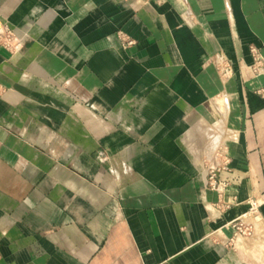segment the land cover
<instances>
[{"label":"crops","instance_id":"1","mask_svg":"<svg viewBox=\"0 0 264 264\" xmlns=\"http://www.w3.org/2000/svg\"><path fill=\"white\" fill-rule=\"evenodd\" d=\"M5 29L2 264H264V0H0Z\"/></svg>","mask_w":264,"mask_h":264},{"label":"built area","instance_id":"2","mask_svg":"<svg viewBox=\"0 0 264 264\" xmlns=\"http://www.w3.org/2000/svg\"><path fill=\"white\" fill-rule=\"evenodd\" d=\"M136 45V42L131 39H124V47L132 48ZM21 47L20 42L15 36L14 32L10 29L0 30V48H5L6 50L13 52L14 50H18ZM253 56L256 61V69L260 68V64L262 62V58L259 52L256 49L252 50ZM209 187L216 191L220 196L224 191V185L219 181L216 171H212L209 177ZM233 203H222L221 202V210H228L232 206ZM259 204L257 201L250 202V210L247 214L240 217L237 220L230 222L227 226V230L231 233L230 242L231 244H236L245 236L253 237L255 235V231H257L258 227L257 223H260V217L258 214ZM256 221V222H255ZM0 264H2L0 257Z\"/></svg>","mask_w":264,"mask_h":264},{"label":"rangeland","instance_id":"3","mask_svg":"<svg viewBox=\"0 0 264 264\" xmlns=\"http://www.w3.org/2000/svg\"><path fill=\"white\" fill-rule=\"evenodd\" d=\"M255 222H256V221H255ZM259 224H260V223H257V222H256V225H257V227H258V228H257L258 230L255 231V232H256L255 235H257V234L260 232V229H259L260 226H259ZM255 235H254V236H255ZM254 236H253V237H254ZM253 237H248V236L246 237V236H245V237L242 238L241 240H244V239H250V238H253Z\"/></svg>","mask_w":264,"mask_h":264}]
</instances>
